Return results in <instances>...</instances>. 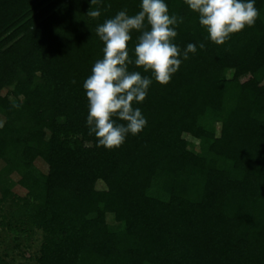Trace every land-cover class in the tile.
Listing matches in <instances>:
<instances>
[{"label":"trees","instance_id":"obj_1","mask_svg":"<svg viewBox=\"0 0 264 264\" xmlns=\"http://www.w3.org/2000/svg\"><path fill=\"white\" fill-rule=\"evenodd\" d=\"M140 3L0 0V225L40 231L35 264H264V0L223 45L165 0L184 18L174 43L197 51L134 105L140 133L97 147L83 90L95 29Z\"/></svg>","mask_w":264,"mask_h":264},{"label":"clouds","instance_id":"obj_2","mask_svg":"<svg viewBox=\"0 0 264 264\" xmlns=\"http://www.w3.org/2000/svg\"><path fill=\"white\" fill-rule=\"evenodd\" d=\"M100 2L90 0L91 6ZM184 4L197 14L206 39L216 45H223L231 35L254 26L260 15L255 0H184ZM139 9L132 15L127 9L120 10L95 29L103 44L102 58L94 61L90 75L83 81V90L88 101L86 126L89 135L94 134L97 147L118 148L127 135L140 133L147 120L134 105L146 99L153 81L169 83L182 61L197 51L193 43L183 50L174 43L176 27L184 18L169 14L165 0H141ZM86 15L98 18L101 11L90 7ZM133 31L138 36L130 55L128 44ZM199 48L204 49L205 44L201 42ZM130 65L150 75L130 70ZM12 106L19 107L15 103Z\"/></svg>","mask_w":264,"mask_h":264},{"label":"rangeland","instance_id":"obj_3","mask_svg":"<svg viewBox=\"0 0 264 264\" xmlns=\"http://www.w3.org/2000/svg\"><path fill=\"white\" fill-rule=\"evenodd\" d=\"M36 164L44 168L40 161H37ZM13 189L16 193L22 192L17 186H14ZM13 230V228L8 229L0 225V257L5 264H35V257L38 254L41 241L40 231L34 230L27 237H24V234H19L13 239Z\"/></svg>","mask_w":264,"mask_h":264}]
</instances>
